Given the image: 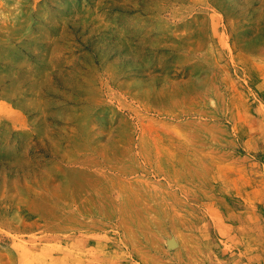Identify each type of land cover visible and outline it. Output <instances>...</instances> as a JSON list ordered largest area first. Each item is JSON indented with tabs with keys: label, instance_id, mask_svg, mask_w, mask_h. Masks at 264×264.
Segmentation results:
<instances>
[{
	"label": "rangeland",
	"instance_id": "obj_1",
	"mask_svg": "<svg viewBox=\"0 0 264 264\" xmlns=\"http://www.w3.org/2000/svg\"><path fill=\"white\" fill-rule=\"evenodd\" d=\"M0 264H264V0H0Z\"/></svg>",
	"mask_w": 264,
	"mask_h": 264
}]
</instances>
